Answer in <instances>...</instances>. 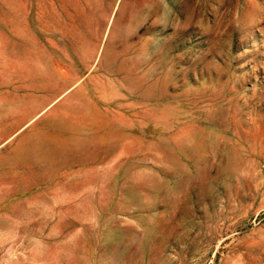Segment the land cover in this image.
<instances>
[{
	"label": "rangeland",
	"instance_id": "374dc122",
	"mask_svg": "<svg viewBox=\"0 0 264 264\" xmlns=\"http://www.w3.org/2000/svg\"><path fill=\"white\" fill-rule=\"evenodd\" d=\"M0 264H264V0H0Z\"/></svg>",
	"mask_w": 264,
	"mask_h": 264
}]
</instances>
